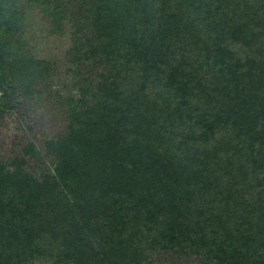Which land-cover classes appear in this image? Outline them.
Listing matches in <instances>:
<instances>
[{
    "label": "trees",
    "instance_id": "trees-1",
    "mask_svg": "<svg viewBox=\"0 0 264 264\" xmlns=\"http://www.w3.org/2000/svg\"><path fill=\"white\" fill-rule=\"evenodd\" d=\"M25 105L59 129L0 153V264H264V0H0V140Z\"/></svg>",
    "mask_w": 264,
    "mask_h": 264
},
{
    "label": "rangeland",
    "instance_id": "rangeland-1",
    "mask_svg": "<svg viewBox=\"0 0 264 264\" xmlns=\"http://www.w3.org/2000/svg\"><path fill=\"white\" fill-rule=\"evenodd\" d=\"M29 25L30 27L27 30V41L39 55L58 61L61 67V77L58 84L65 86L64 89L68 92L72 84L66 77V72H64V56L69 46L67 32L65 36L52 32L51 27L45 23V20L38 11L33 19L30 20ZM46 110V108L42 107L34 111L31 110L29 106L25 105L21 113L15 114V118L7 122L6 128L3 129L2 138L0 140V153L6 154L16 145L24 144V142L26 143L31 139L39 142L40 139L50 137L55 133L57 129H59L58 122L60 121L54 120L52 115H49ZM47 118L53 120V126H49L46 123Z\"/></svg>",
    "mask_w": 264,
    "mask_h": 264
}]
</instances>
